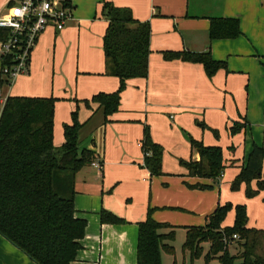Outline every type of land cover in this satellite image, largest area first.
Returning <instances> with one entry per match:
<instances>
[{"label":"crops","instance_id":"obj_1","mask_svg":"<svg viewBox=\"0 0 264 264\" xmlns=\"http://www.w3.org/2000/svg\"><path fill=\"white\" fill-rule=\"evenodd\" d=\"M12 1L16 0H0V12ZM104 2L129 9L136 20L150 26L147 77L126 80L118 109L106 121L101 107L85 103L92 95L119 86L117 77L104 73L103 37L108 25L102 14ZM70 3L71 17L64 27L49 25L38 36L28 73L8 85L0 73V110L8 96L54 97L57 148L64 142V124H70L72 112H77L82 123L78 147L92 151L102 169L90 164L75 175V215L85 219L86 227L70 264H136L138 223L149 209L155 221L168 223L175 231L182 228L185 237V227L202 225L219 205L217 193L246 165L253 146L264 148V0ZM210 17L238 19L239 36L211 40ZM183 50H208L225 67L208 76L201 63L162 55ZM235 123L240 129L232 133ZM204 124L207 128H202ZM145 127L164 154L171 151L169 167L163 158L159 176H151L143 165L140 141ZM189 138L221 147L224 172L218 191L213 180L189 176L187 169L178 167L179 158L199 159ZM87 167L92 170L84 172ZM259 193L247 200L248 228L264 229V189ZM101 210L124 222L102 223ZM229 223L224 219L221 225ZM167 256L171 254L162 252V264ZM0 264L37 263L0 234ZM173 264H179L176 257ZM181 264H190L189 254L182 249Z\"/></svg>","mask_w":264,"mask_h":264},{"label":"trees","instance_id":"obj_2","mask_svg":"<svg viewBox=\"0 0 264 264\" xmlns=\"http://www.w3.org/2000/svg\"><path fill=\"white\" fill-rule=\"evenodd\" d=\"M102 14L108 20L103 37L104 73L117 77L119 86L113 92H98L85 103L101 107L106 121L118 109L126 80L147 77L150 26L136 20L129 9L109 2L103 3ZM209 20L211 40L240 34L236 18ZM6 32L0 28V39H5ZM162 55L168 60L179 58L201 63L208 76L225 67V62L214 60L208 50L163 51ZM3 82L10 83L7 79ZM54 103L51 96H8L0 110V234L37 264H70L75 259L86 227L85 219L75 215V175L94 160L92 151L78 147L82 123L76 111L72 112L71 123L63 126L64 142L58 148L54 145ZM239 129L240 125L235 123L231 132ZM189 141L199 159L183 162L188 175L217 183L224 169L221 147L204 145L193 138ZM140 145L143 153L150 152L144 155V167L151 176L162 175L163 149L151 140L147 127ZM263 163L264 148L254 145L231 188L235 190L245 182L248 197L258 194L264 189ZM253 179L257 180L256 190L248 188ZM196 188L211 189L212 185ZM229 208V204L217 205L204 225L185 227L182 250L189 254L190 264L200 257L201 264L212 260L219 264H264V229L246 227L243 205L235 206L233 225L222 227ZM151 211L138 223L136 264H162V251L174 253V226L155 221ZM100 221L124 222L105 210L100 212ZM233 234L238 238L232 239Z\"/></svg>","mask_w":264,"mask_h":264},{"label":"built area","instance_id":"obj_3","mask_svg":"<svg viewBox=\"0 0 264 264\" xmlns=\"http://www.w3.org/2000/svg\"><path fill=\"white\" fill-rule=\"evenodd\" d=\"M12 9L21 10V14L12 15ZM6 16L10 18V21H4ZM70 17V0L10 2L5 10L0 12V28L7 30L5 39H0L1 75L12 82L17 76L27 74L30 54L38 36L49 25L62 29ZM149 153V151H144V155H149ZM90 164L98 170L102 169V163L97 159ZM237 238V234L232 235V239ZM223 240L228 244L226 237Z\"/></svg>","mask_w":264,"mask_h":264},{"label":"rangeland","instance_id":"obj_4","mask_svg":"<svg viewBox=\"0 0 264 264\" xmlns=\"http://www.w3.org/2000/svg\"><path fill=\"white\" fill-rule=\"evenodd\" d=\"M202 128H207V127L204 124L202 126ZM184 134H185L184 138L186 140H188L189 134L187 132L184 133ZM142 153H143V151H142ZM164 155H165V157H164ZM143 156H144V153H143ZM163 158H164L165 161L168 160L167 163H166V168H168L169 167V163L172 160L171 151L165 152V154H164V150L162 152V171H163ZM183 162H188V159L179 158L178 159V167H180L182 169H186V167H185ZM86 169H88V170H86ZM91 170H92L91 167L83 168L84 172L91 171ZM166 172H165L166 176H169V173L168 172L166 173ZM223 172H224V169L222 170V173ZM221 176H219L218 182L215 183V185L217 187V191H218L219 187L221 188V181H222V177ZM233 180L228 182L229 185H228L227 188L224 187V185L227 184L226 181H225V183L223 185V188L221 189V191L219 190V192L217 193V198H218L219 205H224V204H229L230 205V208L227 211L226 216H225V222L227 224H228V222H230L228 226H232L233 225L234 214H235V206L236 205H243L244 206L245 211H246V216H247L246 224L250 220V212L248 211L249 205L247 204V200L251 199L252 197H248L247 196V192H246L247 185H246L245 182H242L240 184V188H238L239 190L238 189H237V191H236V189L233 190L231 188ZM254 185L257 187V180L256 179H253V180L250 181V183L248 185V188L251 189V190H256L257 188H254ZM260 194L261 193H259L258 195L256 194L257 196L256 195H254V196L255 197H259ZM240 195H241V197H240ZM231 196H233V199L230 198ZM261 199L264 201L263 197ZM204 224L205 223H202V225H204ZM197 226H201V225H197ZM165 231H167V230H165ZM183 240H184V231H183V229L182 228L176 229L175 235H174V239L172 241V245L174 246V253L171 254V256H167L169 258H166V260H164V264H169L168 263L169 260H170V264H173V261H174L175 257L177 258L178 263L181 264V249H182ZM230 251L232 253L235 252V249L233 248V246L230 247ZM162 252H164V251H162ZM162 252H161V254H162ZM202 260H203V258L200 257L199 259L195 260L194 263L195 264H200V262ZM209 264H219V263H218L217 260H212V261H210Z\"/></svg>","mask_w":264,"mask_h":264},{"label":"clouds","instance_id":"obj_5","mask_svg":"<svg viewBox=\"0 0 264 264\" xmlns=\"http://www.w3.org/2000/svg\"><path fill=\"white\" fill-rule=\"evenodd\" d=\"M6 2V0H5ZM21 14V10L18 9H12V15H20ZM4 21H10L9 17H4ZM16 27H18V25H16Z\"/></svg>","mask_w":264,"mask_h":264}]
</instances>
